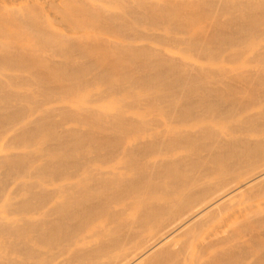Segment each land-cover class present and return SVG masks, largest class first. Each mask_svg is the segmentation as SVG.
<instances>
[{
	"label": "bare ground",
	"instance_id": "obj_1",
	"mask_svg": "<svg viewBox=\"0 0 264 264\" xmlns=\"http://www.w3.org/2000/svg\"><path fill=\"white\" fill-rule=\"evenodd\" d=\"M1 1L0 264H264V61L229 90L204 68L257 52L264 0ZM116 5L187 42L141 47Z\"/></svg>",
	"mask_w": 264,
	"mask_h": 264
},
{
	"label": "rangeland",
	"instance_id": "obj_2",
	"mask_svg": "<svg viewBox=\"0 0 264 264\" xmlns=\"http://www.w3.org/2000/svg\"><path fill=\"white\" fill-rule=\"evenodd\" d=\"M1 1V0H0ZM24 1H29V0H24ZM176 1H181V0H176ZM2 3H5L6 5V10H9L11 8L16 7L14 2H18V0H2ZM26 3L21 2L19 6L23 7ZM2 5V4H0ZM92 12H97L96 8H93L91 10ZM112 14H114L118 19V23L121 27L129 28V31L127 35H140L141 39L139 41V44L145 47H149L148 43H150V47L152 50L160 52V54H165L164 48L167 47V45L171 44H177L178 49L181 48L184 45V42H187V37L182 35V34H172V32L168 31L167 29H164L162 27H157L154 25L149 24L151 27L149 28H139L137 27V23L135 20L139 19L138 16L140 14H144L145 12L140 10V9H131L129 10L126 7H123L121 5H116L115 8L110 10ZM45 13L48 16V22L55 24V31H58L59 33L63 32H70L72 29H75L74 27H69L68 25L62 23L60 21L61 19V11L58 8L54 7H46L45 8ZM234 14L237 15L239 14V11H234ZM221 17L220 19L221 22H225L228 18V14L225 12L220 13ZM152 16L156 18V20L160 19L163 16V13L161 12H152ZM110 19V18H109ZM106 25H110L109 20L106 19ZM260 32H264V26L262 25L259 28ZM100 37L101 38H106L108 39V36L110 35L109 31L102 29L99 31ZM162 40V41H161ZM176 43H174V42ZM168 42V43H165ZM160 45V47L158 46ZM157 48V49H156ZM164 49V50H163ZM161 54V56H162ZM171 58L173 61L176 63L181 64L182 66L185 67L187 72L190 74L189 70L193 74V67L196 64V59L197 56L195 54H187L186 56H182L181 54L174 52L171 55ZM264 61V43H262L259 47L258 50L255 54H243V56L240 57V60L237 61H232L231 58L228 55H224L219 57L217 60L213 61V65L211 67H207L204 65L205 71L208 70V75L207 78L210 77H215L217 79L223 78L224 80V88H227L229 90L231 87H239L240 83L238 81V78L243 76L244 73L241 72H246L247 70H250L252 67H258L262 62ZM162 70V68L158 69L157 76L160 75L159 72ZM166 73L169 74L168 77H160L153 82L158 90H163L166 86L170 85L172 86L171 89V96L173 97H182L181 92L183 90H186L185 88L187 86L181 85L182 83V78L177 75V72L175 69H171L169 72L166 71ZM185 74H182L184 76ZM216 79V80H217ZM167 91L163 93H167ZM229 92V91H227ZM217 102H221V100H217ZM260 110L264 109L263 106H259ZM12 137V134L9 133L6 136V140H9ZM41 161L39 160L36 165H40ZM1 172V170H0ZM11 201L13 202L14 199L11 197Z\"/></svg>",
	"mask_w": 264,
	"mask_h": 264
}]
</instances>
